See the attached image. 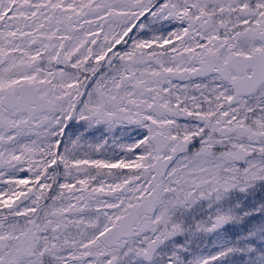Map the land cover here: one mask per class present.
Wrapping results in <instances>:
<instances>
[{
	"label": "snow or ice",
	"instance_id": "obj_1",
	"mask_svg": "<svg viewBox=\"0 0 264 264\" xmlns=\"http://www.w3.org/2000/svg\"><path fill=\"white\" fill-rule=\"evenodd\" d=\"M0 264H264V0H0Z\"/></svg>",
	"mask_w": 264,
	"mask_h": 264
},
{
	"label": "flooded vegetation",
	"instance_id": "obj_2",
	"mask_svg": "<svg viewBox=\"0 0 264 264\" xmlns=\"http://www.w3.org/2000/svg\"><path fill=\"white\" fill-rule=\"evenodd\" d=\"M176 83H181L180 81H175ZM133 135H135V133H133ZM124 172H127V171H129L128 169H124L123 170Z\"/></svg>",
	"mask_w": 264,
	"mask_h": 264
}]
</instances>
